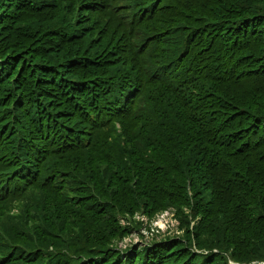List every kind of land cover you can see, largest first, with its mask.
<instances>
[{"label": "trees", "instance_id": "trees-1", "mask_svg": "<svg viewBox=\"0 0 264 264\" xmlns=\"http://www.w3.org/2000/svg\"><path fill=\"white\" fill-rule=\"evenodd\" d=\"M166 209L182 236L117 248ZM255 242L264 0H0V264H264Z\"/></svg>", "mask_w": 264, "mask_h": 264}, {"label": "rangeland", "instance_id": "rangeland-1", "mask_svg": "<svg viewBox=\"0 0 264 264\" xmlns=\"http://www.w3.org/2000/svg\"><path fill=\"white\" fill-rule=\"evenodd\" d=\"M168 211L171 212V214L162 216L161 219H160V215L162 212L154 217H151V218L143 217V218H139L138 220L137 218L140 217L139 215L133 216V219L137 221L133 220L132 224L134 226H140V227L137 228L136 231L131 232L128 236H125L118 243V245L121 246L122 248H127V247L138 245L141 243L158 242L160 240H165L164 239L165 237H172L174 235L182 236L183 232L177 229L179 227V222H178L179 219L176 218L175 212H173L171 209H169ZM16 212L17 211L13 209L10 213L11 215H15ZM121 220H122L121 225H124L127 223V221L123 219ZM198 220L199 218L196 220L195 223H197ZM139 222H141L142 224ZM142 227H144L143 230H141ZM230 251H232L231 248H230ZM253 252L255 253V255ZM263 253H264V243L255 242L253 244V248L252 247L249 248V256H252V257L248 259H252L254 258V256H258ZM251 264H260V263L254 260L251 262Z\"/></svg>", "mask_w": 264, "mask_h": 264}, {"label": "bare ground", "instance_id": "bare-ground-1", "mask_svg": "<svg viewBox=\"0 0 264 264\" xmlns=\"http://www.w3.org/2000/svg\"><path fill=\"white\" fill-rule=\"evenodd\" d=\"M13 72V71H12Z\"/></svg>", "mask_w": 264, "mask_h": 264}]
</instances>
